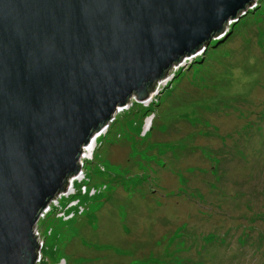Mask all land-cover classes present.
<instances>
[{
  "label": "rangeland",
  "instance_id": "1",
  "mask_svg": "<svg viewBox=\"0 0 264 264\" xmlns=\"http://www.w3.org/2000/svg\"><path fill=\"white\" fill-rule=\"evenodd\" d=\"M244 12L117 110L38 264H264V0Z\"/></svg>",
  "mask_w": 264,
  "mask_h": 264
},
{
  "label": "water",
  "instance_id": "2",
  "mask_svg": "<svg viewBox=\"0 0 264 264\" xmlns=\"http://www.w3.org/2000/svg\"><path fill=\"white\" fill-rule=\"evenodd\" d=\"M252 2L0 0V264L39 263L37 221L94 135Z\"/></svg>",
  "mask_w": 264,
  "mask_h": 264
},
{
  "label": "built area",
  "instance_id": "3",
  "mask_svg": "<svg viewBox=\"0 0 264 264\" xmlns=\"http://www.w3.org/2000/svg\"><path fill=\"white\" fill-rule=\"evenodd\" d=\"M113 120H114V119H113ZM111 122H112V121H111ZM81 164H82V165H81V170H80V172L77 173V175H75L76 178H75V179L72 181V183H71V185H72V187H73V191H69V192H67L66 196H70V195L73 196V195L75 194V192H76V191L74 190L75 187L73 186V184L75 183L76 180H79L78 178L81 177L80 175H81V173H82V171H83V168H84L83 163H81ZM80 182H81V179H80ZM47 208H48V206L46 207V209H47ZM46 209H45V210H46ZM45 210L41 213L39 219H41V218L44 219V218H46L47 214H49V213L46 212ZM47 210H48V209H47ZM37 228H38V226H37L36 229H35V235H37L38 240H39V236H40V235H39L38 232H37V231H38ZM39 245H40L41 249L44 248L43 243H42V244L40 243ZM40 251H41V250H40ZM39 254H40V252H39ZM38 258H39V261H40V259H41V258H40V255H38Z\"/></svg>",
  "mask_w": 264,
  "mask_h": 264
},
{
  "label": "bare ground",
  "instance_id": "4",
  "mask_svg": "<svg viewBox=\"0 0 264 264\" xmlns=\"http://www.w3.org/2000/svg\"><path fill=\"white\" fill-rule=\"evenodd\" d=\"M146 127H148V126H146ZM101 133H103V132H100L99 134H97L96 136H94L91 139V142L84 148V150H83L84 156L82 155V158L83 159H88V157L93 154L94 148H95V146L97 145V142H98L97 139H98V137H99V135Z\"/></svg>",
  "mask_w": 264,
  "mask_h": 264
}]
</instances>
